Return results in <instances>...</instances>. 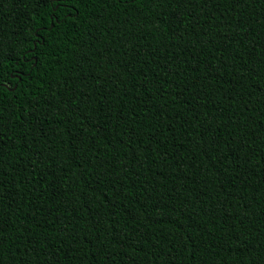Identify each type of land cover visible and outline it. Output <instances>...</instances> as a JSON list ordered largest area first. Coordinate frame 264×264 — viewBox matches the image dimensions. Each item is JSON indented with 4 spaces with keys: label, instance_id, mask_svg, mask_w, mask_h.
Here are the masks:
<instances>
[{
    "label": "trees",
    "instance_id": "1",
    "mask_svg": "<svg viewBox=\"0 0 264 264\" xmlns=\"http://www.w3.org/2000/svg\"><path fill=\"white\" fill-rule=\"evenodd\" d=\"M0 264H264V0H0Z\"/></svg>",
    "mask_w": 264,
    "mask_h": 264
}]
</instances>
